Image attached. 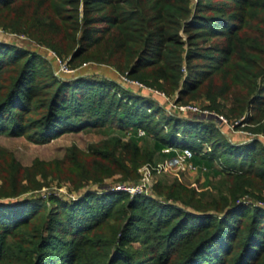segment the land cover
Returning a JSON list of instances; mask_svg holds the SVG:
<instances>
[{"label":"trees","instance_id":"1","mask_svg":"<svg viewBox=\"0 0 264 264\" xmlns=\"http://www.w3.org/2000/svg\"><path fill=\"white\" fill-rule=\"evenodd\" d=\"M227 1L237 12L203 0H0V30L45 47L72 70L107 66L177 104L203 97L211 112L229 120L247 115L264 134V20L246 41L245 0ZM108 121L134 133L128 143L115 142L119 174L128 158L137 170L153 154L165 157V148L170 157L188 149L198 171L230 180L228 197L205 204L181 197L190 213L125 192L74 204L54 197L49 206L22 202L16 217L0 214V264H264V208L239 200L258 192L264 203L258 142L231 144L212 122L164 116L153 100L109 80L60 81L40 55L0 43V134L44 145ZM137 129L145 137L137 138ZM149 137L147 155L139 144ZM27 191L12 186L0 198ZM141 224L148 228L144 253L133 255L123 248Z\"/></svg>","mask_w":264,"mask_h":264},{"label":"rangeland","instance_id":"2","mask_svg":"<svg viewBox=\"0 0 264 264\" xmlns=\"http://www.w3.org/2000/svg\"><path fill=\"white\" fill-rule=\"evenodd\" d=\"M196 2L197 0H193V4ZM203 3H218L228 8V12H237V8L231 1L203 0ZM244 12L248 15L245 39L249 42L253 33L259 29L257 24L262 19L264 20V0H245ZM0 43L40 55L47 61L53 76L60 81L75 82L78 78L109 80L135 95L153 100L156 106L162 110L164 116L186 118V120H208L214 124L218 135L231 144L244 145L256 141L260 147L264 148V134L254 131L255 126L247 124V115L238 120H229L223 113H218L219 116L225 118L226 124L218 123L213 119L195 117L191 114L182 115L172 108L173 104H177L175 96L162 98L139 91L135 87L125 86L119 79L120 75L110 67L91 63L86 64L85 67H83L84 65L76 66L72 73H63L60 69L64 62L61 60L59 63L51 51L28 38L10 32L1 33ZM180 105H193L202 111L211 112L207 109L208 102L203 97L186 100ZM109 123L108 121L99 128H87L78 132L65 133L44 145L34 144L24 136L13 137L0 134V193L11 191L12 186L18 185L28 190L27 193L15 197L0 198V214L2 215L6 210L7 215L16 217L19 210L22 212V202H29V207H36L38 204L49 206L50 197H54L65 204H74L86 195L102 196L108 193H118L115 191L116 187L130 188L136 186L144 176L148 179L146 190L143 193L133 195L127 193L130 197L143 195L160 204L170 205L188 213L192 210L182 203L181 197L193 196L195 200L200 199L202 204L208 201H216L221 197H228L230 180L227 177H210L203 171H190L180 168L172 163L175 154L171 157L164 154L165 157L163 158L153 154L152 160L141 162L137 170L133 169V165L127 162L128 158L124 163V172L119 174L115 169L120 165L122 158L119 154L120 148L114 146L119 144L115 142L128 143L129 138L134 133L127 128L117 129L115 124L110 125ZM177 136L180 135L177 134ZM139 147L141 153L148 155V151H151L152 148V139L146 138L139 144ZM202 147L203 152L210 153L211 150H207L209 145L203 144ZM163 153L165 152L161 154ZM55 161L58 163L51 165ZM165 161L172 163L170 169L157 170V165H161ZM256 162L255 165H258V157H256ZM74 165L81 168L77 170L66 169ZM219 165V162L214 163L216 167ZM254 196L260 195L258 192H252L251 195L240 196L239 200L241 203H255L264 208L262 200ZM7 205L10 209L7 208ZM140 212L146 219L147 212L144 210ZM141 225L144 229H134L130 234L131 240L123 248L133 255L144 253L141 239L148 228L145 224ZM62 237L70 240L69 237ZM150 259L151 257L147 256L144 261L147 263Z\"/></svg>","mask_w":264,"mask_h":264},{"label":"built area","instance_id":"3","mask_svg":"<svg viewBox=\"0 0 264 264\" xmlns=\"http://www.w3.org/2000/svg\"><path fill=\"white\" fill-rule=\"evenodd\" d=\"M1 33H4V32L0 30V34ZM56 59L58 60L59 63L61 62V60L59 58L56 57ZM85 66H86V64L83 67H85ZM60 71L63 72V73H72V72H74L72 69H70L66 65V62H64V65L61 64ZM119 79L121 80V83L123 85H125V86L135 87L139 91L147 92V93H150V94H154V95H156L158 97H162V98H168L163 93H160L158 91H155V90H152L150 88H147L144 85H142V84H140V83H138L136 81H132V80L128 79L126 76H121L120 75ZM172 108L175 111H177L178 113L182 114V115L191 114V115H194L195 117L213 119V120H215L218 123H223V124L227 123V121L225 120L224 117L219 116L218 114H215V113H212V112L202 111L200 108H198L196 106H193V105L173 104ZM135 136L137 138H143V137H145V133H144L143 130L137 129ZM207 150L210 151L211 150L210 147L207 148ZM162 152H165L163 154H169L170 152H173V151H172V149H163ZM204 152H206V151H204ZM174 153H175V156L172 159V163H175L178 167L186 169V170H190V171H197L198 170V168L193 166V164L191 163L192 152L190 150L181 149V150L174 151ZM172 163L169 162V161H165L161 165H157L156 169L159 170V171H164V170L170 169ZM202 171L205 172V169H202ZM147 185H148V179H147L146 176H144V178L141 180V182L139 184H137L136 186H133V187H130V188L129 187H125V186H118V187L115 188V191L131 193L133 195V194H137V193H143V191L146 190Z\"/></svg>","mask_w":264,"mask_h":264}]
</instances>
